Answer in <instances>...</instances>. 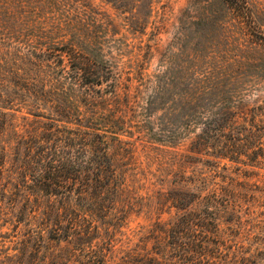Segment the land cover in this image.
I'll return each instance as SVG.
<instances>
[{
    "label": "trees",
    "instance_id": "16d2710c",
    "mask_svg": "<svg viewBox=\"0 0 264 264\" xmlns=\"http://www.w3.org/2000/svg\"><path fill=\"white\" fill-rule=\"evenodd\" d=\"M105 1L134 34L145 31L155 9V0ZM199 3L188 0L181 12L185 34L149 77L141 105L143 64L137 77L120 65L122 44L107 15L83 0H0V130L14 135L9 148L0 136V213L11 235L21 236L4 250L9 264H106L120 226L115 221H124L133 204L129 197L117 207L128 187L124 168L134 162V141L122 136L135 117L139 139L149 144L170 146L193 133L190 144L205 154L264 167V108L245 106L237 89L230 59L238 51L216 53L210 41L214 31L227 36L223 29L232 26L240 49L246 42L264 48V34L247 0H220L224 19L199 17L197 25L211 29L197 37L187 17ZM16 112L29 129L12 125ZM199 198L201 204L223 201L213 190L182 191L172 202L198 205ZM197 214L189 211L161 229L168 245L163 254L177 257L169 264L184 261L187 247L175 231L197 225Z\"/></svg>",
    "mask_w": 264,
    "mask_h": 264
},
{
    "label": "rangeland",
    "instance_id": "374dc122",
    "mask_svg": "<svg viewBox=\"0 0 264 264\" xmlns=\"http://www.w3.org/2000/svg\"><path fill=\"white\" fill-rule=\"evenodd\" d=\"M83 1L113 21V30L118 32L116 37L122 44L119 46V52L123 55L120 65L131 66L137 77L139 64H143L139 71L145 85H140L138 100L142 105L148 93L149 77L163 69L167 55L177 51V36L185 34L186 23L179 22V17L188 0H155L150 23L143 33L135 34L123 27L120 15L111 3L105 0ZM199 1L196 12L193 11L187 17L190 22L188 29L195 32L197 37L200 29H211L208 25H197L199 17L217 16L224 19L225 15L220 0ZM247 2L258 29L264 34V0ZM230 28H222L226 37L221 32L216 34L214 31L211 34L210 41L214 43L212 50L216 53L227 49L238 51L234 59H230L235 70L234 76L240 83L237 89L244 92L245 106L261 104L264 108L261 101L264 100V48L253 47L246 42L240 49L231 39L234 28ZM15 114L18 118L13 119L12 125H17L21 132L29 129L28 120L20 118L22 113ZM133 119L131 131L124 132L122 137L134 141V162L124 168V180L128 187L119 196L117 207H120L121 202L126 205L129 197L133 204L125 207L124 221H115L120 226L107 253L106 264H126L123 263L125 260L129 264H169L168 260L177 257L163 254L168 245H165L167 243L161 229L181 219V215L189 211L198 213L200 220L193 227L175 231V237H181L183 247H187L182 264H264V167L243 165L205 154L190 144L193 133L170 146L153 141L149 144L139 139L140 118ZM194 131L197 133L198 129ZM0 136L6 148H9L14 138L12 129L6 128L2 133L0 130ZM213 190L222 195L223 201L214 203L206 200L201 204L199 198L198 205L196 202L184 207L172 202L173 197L179 193L181 195L182 191L205 195ZM225 199L232 201L225 203ZM3 220L4 215L0 213V234L7 232L10 235L0 237V264H9L4 250L14 246L21 236H12V226L4 224ZM101 221L103 219L98 218L97 224L102 225Z\"/></svg>",
    "mask_w": 264,
    "mask_h": 264
}]
</instances>
